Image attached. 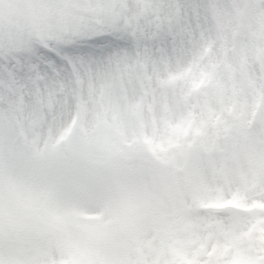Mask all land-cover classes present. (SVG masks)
Returning <instances> with one entry per match:
<instances>
[{"label": "snow or ice", "instance_id": "obj_1", "mask_svg": "<svg viewBox=\"0 0 264 264\" xmlns=\"http://www.w3.org/2000/svg\"><path fill=\"white\" fill-rule=\"evenodd\" d=\"M0 264H264V0H0Z\"/></svg>", "mask_w": 264, "mask_h": 264}]
</instances>
